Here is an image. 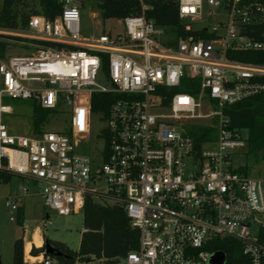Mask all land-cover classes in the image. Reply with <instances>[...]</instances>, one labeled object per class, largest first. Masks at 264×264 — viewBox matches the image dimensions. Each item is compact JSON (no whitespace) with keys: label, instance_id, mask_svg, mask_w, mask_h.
I'll list each match as a JSON object with an SVG mask.
<instances>
[{"label":"built area","instance_id":"built-area-1","mask_svg":"<svg viewBox=\"0 0 264 264\" xmlns=\"http://www.w3.org/2000/svg\"><path fill=\"white\" fill-rule=\"evenodd\" d=\"M176 1L186 29L214 36L176 38L137 14L120 19L121 32L82 39L79 10L85 0H59L52 19L31 13L24 27H0L7 42L0 58V170L37 185L43 205L60 215L82 212L88 198L120 205L138 232L137 248L98 262L210 264L219 251L215 243L232 238L249 264H261L264 135L262 156L252 157L249 174V165L237 162L249 154L247 137L230 128L225 107L264 92V65L232 60L225 52L264 48L239 32L264 9L255 6L257 15L247 0ZM205 7L208 16L216 15L212 8L223 13L209 28L194 27ZM15 45L27 49L7 53ZM101 71L106 85L96 80ZM184 78L198 80L194 91L173 92ZM4 96L61 109L65 128L10 132L2 120L11 112ZM94 115L104 125L93 142ZM194 124L213 129L214 138L197 145L190 133ZM27 192L23 187L4 204L15 213ZM37 262L57 264L49 255Z\"/></svg>","mask_w":264,"mask_h":264},{"label":"trees","instance_id":"trees-1","mask_svg":"<svg viewBox=\"0 0 264 264\" xmlns=\"http://www.w3.org/2000/svg\"><path fill=\"white\" fill-rule=\"evenodd\" d=\"M253 12L261 6L264 9V0H247ZM97 8L103 18L122 19L129 15L142 14L156 25L162 26L166 32L176 38L193 36L194 38H212L214 35L206 29H186V23L179 19L176 0H99ZM61 9L59 0H0V27H24L31 13L43 14L48 18L55 17ZM264 14V13H263ZM241 34L252 37L264 44V15L257 20L239 25ZM0 36V58L4 56L7 42ZM227 58L254 64L264 65V48L256 50H233L225 52ZM264 81V79H262ZM198 80L184 78L173 92L192 93ZM97 95L93 96V107ZM167 99L162 101L167 105ZM104 108V107H102ZM52 111L43 109L36 104L32 108V130L39 132L48 115ZM225 113L230 119V128L246 131L249 153L254 157L262 156L264 135V92L247 96L225 107ZM198 145L202 140L213 139L215 131L203 124H194L190 131ZM13 173L0 170V182L10 181ZM14 221L22 226L24 208L20 204L15 211ZM83 231L76 250L69 248L65 243L57 240L48 242L60 253L50 256L57 264H76L89 260L112 261L121 258L138 244V232L130 226L128 217L120 205L100 204L92 199H86L82 209ZM23 237L14 240L12 246V264H40L37 261L26 262L23 259ZM214 250H221L225 254L224 264H249L247 256L242 254L239 242L232 238L218 240ZM32 258V257H31ZM30 258V259H31ZM261 264H264V257Z\"/></svg>","mask_w":264,"mask_h":264},{"label":"rangeland","instance_id":"rangeland-1","mask_svg":"<svg viewBox=\"0 0 264 264\" xmlns=\"http://www.w3.org/2000/svg\"><path fill=\"white\" fill-rule=\"evenodd\" d=\"M32 3L35 5V0H32ZM212 12L216 15L208 16V10L207 7H205L203 10V17L201 20L193 22V26L209 28L214 25L218 21V15H221L223 11L212 8ZM79 28L80 37L82 39H88L91 36H96L99 32L112 34L121 32L123 30V23L120 19L103 18L100 14V10L97 8L95 0H85L79 10ZM15 46L16 47L8 48L7 53L21 54L25 51L24 49H27L24 45ZM96 80L99 84H108L102 71L98 74ZM26 84L31 87H38L40 85L33 82H28ZM2 103L11 108L10 113L2 115V120L8 130L16 134H32L33 100L4 96ZM103 125V121L98 120V116L94 115L92 117L90 125L92 139ZM65 126L66 114L60 109L48 115L42 128L44 130H61L64 129ZM244 134H247L246 131H244ZM92 141L94 142L95 140L93 139ZM252 157L253 154L249 153L244 158H239L237 160L239 163L244 162L249 165V174H253L251 169L253 165ZM23 187L27 188L28 192L22 199L25 205L24 223L22 226H19L14 220L9 219L10 216L14 215V212L4 204V199L0 196V264H12V246L14 240L24 236L25 240L29 241L31 237L30 234L36 229H40L45 238L61 241L69 248L76 250L79 245L81 232L83 231L82 212L79 211L68 215H60L56 211L45 207L42 198L36 192L37 185L16 175L11 176L8 183L0 184V193H2V191H10L12 195L21 194ZM36 235L37 232L35 231L33 235L34 238ZM30 258L33 262L36 259L34 256H30ZM89 264L106 263L92 260Z\"/></svg>","mask_w":264,"mask_h":264},{"label":"water","instance_id":"water-1","mask_svg":"<svg viewBox=\"0 0 264 264\" xmlns=\"http://www.w3.org/2000/svg\"><path fill=\"white\" fill-rule=\"evenodd\" d=\"M60 253L48 242V239L45 238L43 243L39 247L31 245L30 255H49V256H58ZM88 260V259H87ZM225 262V255L222 251H215L210 258V264H223Z\"/></svg>","mask_w":264,"mask_h":264},{"label":"crops","instance_id":"crops-1","mask_svg":"<svg viewBox=\"0 0 264 264\" xmlns=\"http://www.w3.org/2000/svg\"><path fill=\"white\" fill-rule=\"evenodd\" d=\"M8 183V182H7ZM0 184H6V183H1ZM8 195H12L10 191H7V192H3L0 193V196L3 197V199L8 196ZM21 204L23 205V208H24V202L23 200L21 201ZM24 221V219H23ZM24 223V222H23ZM23 225V224H22ZM37 232V235L36 237L34 238V232ZM31 237H30V240L27 241L25 240L24 236L23 237V243H24V246H23V258L26 262H33L31 259H30V249H31V245H34L35 247H39L42 243H43V240L45 239L44 235L42 234L41 230L40 229H36L34 230L31 234ZM44 238V239H43ZM40 255L36 256L35 258V261L38 260Z\"/></svg>","mask_w":264,"mask_h":264}]
</instances>
